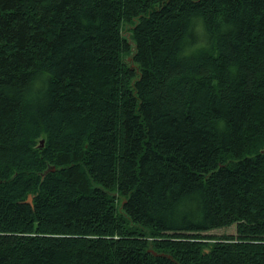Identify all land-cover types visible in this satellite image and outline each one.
<instances>
[{"label": "trees", "instance_id": "obj_1", "mask_svg": "<svg viewBox=\"0 0 264 264\" xmlns=\"http://www.w3.org/2000/svg\"><path fill=\"white\" fill-rule=\"evenodd\" d=\"M0 264H264V0H0Z\"/></svg>", "mask_w": 264, "mask_h": 264}, {"label": "rangeland", "instance_id": "obj_2", "mask_svg": "<svg viewBox=\"0 0 264 264\" xmlns=\"http://www.w3.org/2000/svg\"><path fill=\"white\" fill-rule=\"evenodd\" d=\"M43 143H44L43 140H41L39 145H43ZM234 231H235V227H232V228L230 227V228H226V229L225 228L224 229H218V230L213 229L209 232V234L221 235V234L226 233V232L234 233ZM235 232H237V231H235Z\"/></svg>", "mask_w": 264, "mask_h": 264}, {"label": "bare ground", "instance_id": "obj_3", "mask_svg": "<svg viewBox=\"0 0 264 264\" xmlns=\"http://www.w3.org/2000/svg\"><path fill=\"white\" fill-rule=\"evenodd\" d=\"M22 108V107H21ZM9 116V115H8ZM41 122V121H40ZM11 124V123H10ZM26 126V125H25ZM20 128V127H19ZM27 129V128H26ZM21 132V131H20ZM37 260V259H36Z\"/></svg>", "mask_w": 264, "mask_h": 264}, {"label": "water", "instance_id": "obj_4", "mask_svg": "<svg viewBox=\"0 0 264 264\" xmlns=\"http://www.w3.org/2000/svg\"><path fill=\"white\" fill-rule=\"evenodd\" d=\"M30 200H31V199H30V197H29V198H28V201L30 202Z\"/></svg>", "mask_w": 264, "mask_h": 264}]
</instances>
